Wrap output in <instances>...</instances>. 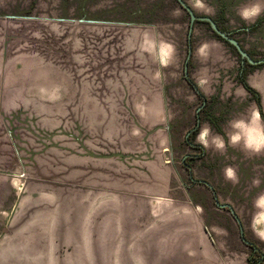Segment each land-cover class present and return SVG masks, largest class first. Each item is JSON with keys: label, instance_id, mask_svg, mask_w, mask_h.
I'll return each instance as SVG.
<instances>
[{"label": "rangeland", "instance_id": "obj_1", "mask_svg": "<svg viewBox=\"0 0 264 264\" xmlns=\"http://www.w3.org/2000/svg\"><path fill=\"white\" fill-rule=\"evenodd\" d=\"M187 2L264 58V14L251 29L237 15L264 0H203L210 13ZM190 20L178 0H0V264L262 259L183 159L264 253L251 228L264 153L226 136L227 121L251 107L264 117V63L244 67L259 105L237 52L196 21L188 72L199 95L185 76ZM161 41L176 48L167 68L153 56ZM204 122L224 137L223 153L189 143L199 145ZM226 166L238 184L225 180Z\"/></svg>", "mask_w": 264, "mask_h": 264}, {"label": "clouds", "instance_id": "obj_2", "mask_svg": "<svg viewBox=\"0 0 264 264\" xmlns=\"http://www.w3.org/2000/svg\"><path fill=\"white\" fill-rule=\"evenodd\" d=\"M196 7L201 11L212 12L213 10L203 3V0H196ZM264 14V5L259 2L246 4L237 10V15L246 23H254ZM176 48L173 44L161 41L158 48L153 50V56L161 68H167L174 60ZM162 73L157 71L155 78L160 79ZM230 131L226 132L227 145L235 147L243 146V151L253 155L264 153V117L255 107L249 109L247 118H234L227 121ZM195 143L203 146L204 149L213 148L215 151L223 153L226 142L223 136L213 134L212 128L206 122L201 124L200 131L195 137ZM225 180L233 185L239 183L237 171L232 166H226L223 170ZM258 179L253 180L254 186H259ZM251 218V228L254 235L264 241V192L259 193L253 200Z\"/></svg>", "mask_w": 264, "mask_h": 264}, {"label": "water", "instance_id": "obj_3", "mask_svg": "<svg viewBox=\"0 0 264 264\" xmlns=\"http://www.w3.org/2000/svg\"><path fill=\"white\" fill-rule=\"evenodd\" d=\"M178 2L180 3V5L182 6V8L189 13L190 15V28H189V52H188V56L186 59V63H185V76L188 77L189 76V72H188V62L189 59L192 55V45H191V36L193 33V29H194V23L198 20V21H206L209 23V25L211 26V29L214 33H216L219 37H221V39H223V41H226L228 43H230L231 45H233L236 50L238 51V53L241 55V57L243 59H246L249 61L250 64L252 65H257V64H262L264 63V58L261 59H255L253 58L248 51L241 45V43L239 42V40L232 36V34L230 32L224 31L222 30L219 25L217 24V22L213 19V17L209 16V15H199L198 13H196V11L193 9V7L187 2V0H178ZM207 99L204 98V102H206ZM207 185H209L215 195V203L218 207L220 208H228L229 211L232 213V215L235 217V219L237 220L239 227H240V231H241V237L242 240L251 245L252 243L250 241H248L245 237V232H244V228H243V224L241 223V220L239 218V216L237 215L235 209L233 208V206L229 203H221L217 193L215 191V189L213 188V186L210 185L209 182L204 181Z\"/></svg>", "mask_w": 264, "mask_h": 264}, {"label": "trees", "instance_id": "obj_4", "mask_svg": "<svg viewBox=\"0 0 264 264\" xmlns=\"http://www.w3.org/2000/svg\"><path fill=\"white\" fill-rule=\"evenodd\" d=\"M215 20V19H214ZM198 21V20H197ZM216 22H217V24L219 25V27L222 29V30H224V31H227L226 29H224L221 25H220V23H219V21L218 20H215ZM204 22H206V21H204ZM260 22V21H259ZM206 23H208V22H206ZM208 25H209V23H208ZM210 26V25H209ZM256 26H257V23H254V24H252V25H249V27L248 28H256ZM210 28H211V26H210ZM212 30V29H211ZM227 32H229V31H227ZM216 34V33H215ZM217 35V34H216ZM218 36V35H217ZM219 37V36H218ZM220 39H221V37H219ZM223 40V39H222ZM226 42V41H225ZM240 42V41H239ZM226 43H228V42H226ZM228 45L230 46V47H232L236 52H237V54L239 55V57L241 58V60H242V69H241V73H240V79H241V83L243 84V86L249 91V92H251L253 95H255L256 96V101H257V103L260 105L261 104V97H260V93L253 87V86H251L250 84H249V82L247 81V79H246V76H247V72L248 71H246V69H244V67H245V65L247 64V65H251V66H255V65H252V64H250L249 63V61L248 60H246V59H243L242 57H241V55L238 53V51L236 50V48L233 46V45H231L230 43H228ZM244 47V46H243ZM248 53L252 56V53L251 52H249L248 51ZM245 70V71H244ZM189 82H190V84L195 88V90L197 91V93L199 94V95H201V92H200V90L198 89V87H197V85L189 78ZM260 112H262V108L260 107ZM199 124V123H198ZM195 130H196V128H195ZM251 246L253 247V249H254V251H256V252H259L260 254H261V257H262V259H259L258 260V263L257 264H261V263H263L264 262V253L263 252H261L259 249H258V247H256V246H254L253 245V243L251 244Z\"/></svg>", "mask_w": 264, "mask_h": 264}, {"label": "flooded vegetation", "instance_id": "obj_5", "mask_svg": "<svg viewBox=\"0 0 264 264\" xmlns=\"http://www.w3.org/2000/svg\"><path fill=\"white\" fill-rule=\"evenodd\" d=\"M192 42V41H191ZM191 45H192V43H191ZM188 52H189V50H188ZM191 58V57H190ZM190 60V59H189ZM188 65H189V62H188ZM188 69H189V67H188ZM187 79H188V81H189V76L188 77H186ZM195 89V88H194ZM198 123H199V121H198ZM195 131V128L194 129H192L191 131H189V133H188V135H187V139L189 140L190 139V137L192 136V133ZM192 146H194V147H196V146H198V147H201L200 145H196V144H193V143H191V142H189ZM183 163H184V165H185V167H187L188 169H189V171H190V175H191V178L193 179V180H196V182H198V183H202V184H204V185H206L211 191H212V189H211V187L209 186V185H207L203 180H197V179H194L193 178V175H192V172H191V170H190V165H189V163L186 161V159H183ZM214 188V187H213ZM215 189V188H214ZM216 191V190H215ZM212 193H213V191H212ZM217 193V192H216ZM213 196H214V199H215V195H214V193H213ZM218 196V195H217ZM220 208V207H219ZM223 209H228V208H223Z\"/></svg>", "mask_w": 264, "mask_h": 264}]
</instances>
